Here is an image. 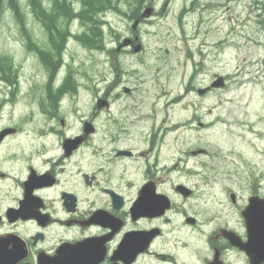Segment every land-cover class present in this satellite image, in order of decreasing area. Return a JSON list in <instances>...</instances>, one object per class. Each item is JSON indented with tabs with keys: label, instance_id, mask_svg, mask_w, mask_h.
<instances>
[{
	"label": "flooded vegetation",
	"instance_id": "obj_1",
	"mask_svg": "<svg viewBox=\"0 0 264 264\" xmlns=\"http://www.w3.org/2000/svg\"><path fill=\"white\" fill-rule=\"evenodd\" d=\"M133 44L114 47V56ZM56 80L34 137L14 142L23 119L0 126V264H264L248 252L250 223L262 212L251 203L264 199L263 182H247L243 197L195 137L170 142L167 126L148 124L135 132L136 122L112 110L132 94L127 86L94 88L92 107L68 133L70 91L56 92L68 78ZM100 116L110 127L97 135Z\"/></svg>",
	"mask_w": 264,
	"mask_h": 264
},
{
	"label": "rangeland",
	"instance_id": "obj_2",
	"mask_svg": "<svg viewBox=\"0 0 264 264\" xmlns=\"http://www.w3.org/2000/svg\"><path fill=\"white\" fill-rule=\"evenodd\" d=\"M41 1L47 9L52 3V12H58L57 26L68 31V36H63L64 67L58 77L68 71L69 64L80 83L78 97L74 90L63 99V107L69 109L68 133L78 129L81 117L92 107L90 94L94 88L127 86L132 94L123 97L122 102H114L112 110L120 113L122 121L127 116L136 122L135 132L141 126L148 128V124L167 126L170 142L175 135L195 137L192 141L207 149L217 170L231 173L233 183L229 186L243 197L247 182L264 183V0H142L136 17L149 6L156 11L135 29L142 51L134 53V40L132 49L126 48L116 57L108 50L133 37L134 0H110L106 8L99 3L95 14L90 9L96 0H65L71 2L76 15L82 9L89 17L94 15L98 19L95 23L63 15V5H55V0ZM100 2L105 7L106 1ZM16 4L14 9L5 0L0 8V57L9 59L12 74L16 73L4 80L0 70V126L13 121L21 124L23 119L22 125L27 127L21 137L14 139L15 143L22 137H34L31 129L46 125L51 107L44 85L49 71L39 55L27 47L26 36L45 50L51 44L32 1L16 0ZM84 32L96 39L94 44L84 41ZM96 43H104L105 47L92 46ZM219 77L223 85L213 86ZM204 87L210 90L198 95V89ZM126 105L129 106L123 108ZM29 119L31 123L24 122ZM198 122L205 126H196ZM105 126L110 127L106 117L100 116L97 135ZM257 136L261 150L253 158ZM14 142L9 140V147ZM5 151L2 146L0 152ZM254 164L261 178H257ZM213 176L216 180L224 178Z\"/></svg>",
	"mask_w": 264,
	"mask_h": 264
},
{
	"label": "trees",
	"instance_id": "obj_3",
	"mask_svg": "<svg viewBox=\"0 0 264 264\" xmlns=\"http://www.w3.org/2000/svg\"><path fill=\"white\" fill-rule=\"evenodd\" d=\"M31 1H32L36 16L41 21L43 27L46 30L47 37H48V43L51 44V47L48 50L43 49L38 43H35L28 35L26 36V40H27L26 44L30 50H34L39 55L41 61L43 62L45 67L48 69L49 79H48L46 86L51 87L52 75L56 73L57 69L63 62L62 51L65 46L63 36L65 35L68 36V31L62 30L57 26L55 19H56V15H58V12L57 13L52 12V3L50 4L51 8L47 9V7L43 5L41 0H31ZM100 1L101 0H96L95 5L91 6L92 9H90V11L92 12L94 11V14L96 10L99 9V7L97 6L99 3L101 4V8H106V6L111 4L110 0H105L106 4L104 7L103 3H101ZM120 1L123 2L124 0H120ZM7 2L9 3V6H12V8L16 9L15 8L17 7L16 0H7ZM3 3H5V0H0L1 9H3V7H1ZM70 3L71 2L69 1L68 3H66L65 0H55L54 1L55 5H63L62 13L63 15H67V17L69 18H74V17H80L81 19L87 18V20L92 23L93 22L95 23L98 20L97 18L95 19L94 15L93 17H89L85 9H82V11L78 15H76L77 13L74 12ZM141 4H142V0L133 1V7L131 8L132 17L136 18V16L140 13V10L137 11L136 9L139 8L138 6H140ZM1 9H0V14H1ZM134 10L137 12H135ZM91 26L92 24L89 26L88 30L90 29ZM61 33H63V35ZM86 33L87 32H84L82 34L85 36L84 41L89 44H94L96 39L93 38L91 34H86ZM89 44H86V45L88 47H91ZM92 46H98L99 47L98 49H103L105 47V44L103 43L102 45H100L99 43H96V45H92ZM113 51H114L113 48H110L108 50V52L111 54L113 53ZM46 56L48 58H46ZM4 60H6L5 65L3 66L1 65L0 70H1L2 75H4L6 78L10 80L11 78H13V76L16 73L12 74L11 64H10L9 59H6L5 57H0L1 64H3ZM67 68H68V71L66 72L65 77L68 78V80L66 81L65 86H62L58 91H56L57 94H62L64 91H74L76 89L75 87L76 86L75 81L77 78L76 73L74 72V69L72 68L71 65L68 64ZM13 72H16V70ZM46 90L49 91V93H47V97H48L50 95V88H47Z\"/></svg>",
	"mask_w": 264,
	"mask_h": 264
},
{
	"label": "water",
	"instance_id": "obj_4",
	"mask_svg": "<svg viewBox=\"0 0 264 264\" xmlns=\"http://www.w3.org/2000/svg\"><path fill=\"white\" fill-rule=\"evenodd\" d=\"M152 11H153L152 7H147L142 12L140 17L138 19H136V21L134 22L132 27L135 28L139 22V19L148 17L152 13ZM134 40L137 44L134 45L133 51L139 52L142 46H141L140 42L138 41L137 35H135ZM129 43H132V39H130V38L123 39L121 44L118 45V50L120 48H122L123 46H128ZM218 80L219 81L214 82V84H212V85L213 86L223 85L222 84V77H219ZM207 88L199 89V93H201L202 91H204ZM87 125H89V124H87ZM87 130H90L89 126H88ZM251 206L256 213L258 210H261L262 212L259 214L257 213L252 218V221L250 223L251 228L249 229L250 236H249V240H248V243H249L248 252H250V257L256 254L259 256V260H264V199H262L259 202H252ZM238 246L241 248L240 245H238Z\"/></svg>",
	"mask_w": 264,
	"mask_h": 264
},
{
	"label": "bare ground",
	"instance_id": "obj_5",
	"mask_svg": "<svg viewBox=\"0 0 264 264\" xmlns=\"http://www.w3.org/2000/svg\"><path fill=\"white\" fill-rule=\"evenodd\" d=\"M185 110H186V107L183 108V111H185ZM213 124H214V123H213ZM210 126H212V123L209 124V127H210ZM250 132H251V131H249V133H250ZM259 140H260V138H259V136H257V138H256V140H255V143H256V145L258 144V146H259V148H260V150H261ZM253 146H254V145H253ZM260 150H259V153H260ZM254 152H255V148H254L253 154H254ZM256 154H257V153H256ZM255 156H257V155H253V158H257V157H255Z\"/></svg>",
	"mask_w": 264,
	"mask_h": 264
}]
</instances>
